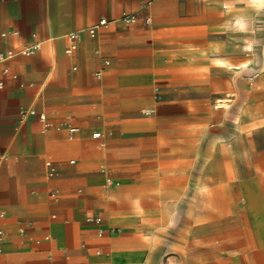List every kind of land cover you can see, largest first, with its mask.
I'll return each mask as SVG.
<instances>
[{
  "label": "crops",
  "instance_id": "0c3cea01",
  "mask_svg": "<svg viewBox=\"0 0 264 264\" xmlns=\"http://www.w3.org/2000/svg\"><path fill=\"white\" fill-rule=\"evenodd\" d=\"M233 13L264 20L251 0H0V50L41 45L0 70V264H264L257 177L239 183L235 239L210 234V155L230 149L194 127L209 97L156 100L173 72L211 65V25Z\"/></svg>",
  "mask_w": 264,
  "mask_h": 264
},
{
  "label": "rangeland",
  "instance_id": "374dc122",
  "mask_svg": "<svg viewBox=\"0 0 264 264\" xmlns=\"http://www.w3.org/2000/svg\"><path fill=\"white\" fill-rule=\"evenodd\" d=\"M259 12L264 14V9L259 7ZM198 35H202V30ZM208 38L211 65L173 72L178 81L163 82L164 86L156 89V100L180 92H190L196 98L209 97L206 102L195 104L196 113L202 118L194 119V127L215 144L230 149L225 154L215 150L210 155L213 160L208 189L212 210L210 234L217 241L220 226L229 229L220 231L221 239H235L236 221L243 219L244 225L248 223V218L240 215L244 206L240 200L242 179H259L256 188L259 202L264 205V20L253 19L244 27L214 21ZM199 46L202 47V42ZM219 98H226L227 106L219 107ZM175 109L168 113L185 114ZM151 112L147 108L142 115ZM238 144L243 162L235 160L234 149ZM222 163L226 165L223 168L214 166ZM219 208L227 210V214L220 215Z\"/></svg>",
  "mask_w": 264,
  "mask_h": 264
},
{
  "label": "built area",
  "instance_id": "2783aa9c",
  "mask_svg": "<svg viewBox=\"0 0 264 264\" xmlns=\"http://www.w3.org/2000/svg\"><path fill=\"white\" fill-rule=\"evenodd\" d=\"M138 17L137 13H131V14H124L123 19L127 22H132ZM146 24L150 23V18L146 17L144 19ZM108 23V20L106 18H101L96 24L89 26L86 30L91 36H95L97 33V30L99 27L104 26ZM80 35V31H72L71 33L68 34V39H69V44L66 48L67 53H73L77 47H78V38ZM40 43H32L29 45H25L21 47L18 50L14 49H7V50H0V70L4 72H9V62L16 56V55H33L36 53L38 49H40ZM97 76L100 77L101 73L98 72ZM1 86V84H0ZM40 120L43 123V127L48 128L50 126V123L47 120L46 114L45 113H38ZM59 128H66L70 134L75 133L78 128L75 126H72L69 123L66 122H61L58 124ZM95 137H99L100 133L96 132L94 133ZM47 168H48V175L53 176L57 173L56 167L54 163L50 160L46 162ZM108 183H111L110 180H108ZM89 221L96 222L100 224L102 222V217L100 216H90L88 217ZM102 229H99V232L102 233ZM2 234V231L0 230V235Z\"/></svg>",
  "mask_w": 264,
  "mask_h": 264
},
{
  "label": "bare ground",
  "instance_id": "6f19581e",
  "mask_svg": "<svg viewBox=\"0 0 264 264\" xmlns=\"http://www.w3.org/2000/svg\"><path fill=\"white\" fill-rule=\"evenodd\" d=\"M233 19H234L233 22H234V24H235L236 27H242V26H244V23L246 24V21L243 22L244 21V16L241 13H233ZM217 103H218V106L219 107L227 106V99L226 98H219L217 100Z\"/></svg>",
  "mask_w": 264,
  "mask_h": 264
},
{
  "label": "clouds",
  "instance_id": "9594fccd",
  "mask_svg": "<svg viewBox=\"0 0 264 264\" xmlns=\"http://www.w3.org/2000/svg\"><path fill=\"white\" fill-rule=\"evenodd\" d=\"M251 3L264 9V0H251Z\"/></svg>",
  "mask_w": 264,
  "mask_h": 264
}]
</instances>
